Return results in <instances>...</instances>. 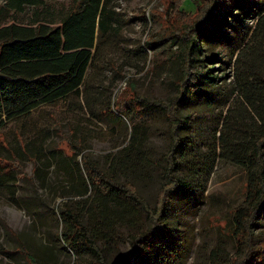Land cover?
Here are the masks:
<instances>
[{"label":"rangeland","instance_id":"1","mask_svg":"<svg viewBox=\"0 0 264 264\" xmlns=\"http://www.w3.org/2000/svg\"><path fill=\"white\" fill-rule=\"evenodd\" d=\"M184 1L180 7L183 0H34L18 7L0 0V26L39 21L59 26L68 15L87 14L97 6L95 28L86 30L85 21L71 47L85 44L93 53L83 85L0 129L5 141L0 156L20 161L13 174L0 169V264H33L26 249L39 264H94L57 236L63 230L58 206L67 201L80 211L92 201L85 202L90 192L84 171L71 159L68 166L61 162L56 151L69 152L64 138L70 127H76L85 151L101 168L133 184L150 208L156 206L171 145L169 123L134 97L169 102L177 95L179 37L197 16L193 1ZM241 1L240 10L209 26L212 36L201 42L198 63L213 72H201L197 90L180 110L197 112L187 133L196 169L204 167L194 179L199 190L178 193L168 217L174 247L183 249L181 264H235L250 242L264 246V230L255 229L249 237L239 213L249 207L241 142L250 144L261 131L241 83L247 81L257 104L264 102V30L258 27L264 0ZM213 79L220 80L218 88ZM16 130L28 147L25 154ZM214 151L219 155L214 164L208 158L199 162L204 153L214 158ZM137 219L142 228L151 225L144 214ZM115 231L110 260L131 249L129 231L120 226Z\"/></svg>","mask_w":264,"mask_h":264},{"label":"trees","instance_id":"2","mask_svg":"<svg viewBox=\"0 0 264 264\" xmlns=\"http://www.w3.org/2000/svg\"><path fill=\"white\" fill-rule=\"evenodd\" d=\"M192 1L197 16L195 21L187 26L185 35L179 37L178 61L181 78L177 95L169 102L149 100L139 94L134 97L140 107L163 113L169 123L171 145L165 156L167 163L164 172L165 183L156 206L150 208L133 184L120 181L114 173L101 168L85 151L83 141L77 137L76 127H70L69 134L64 138L69 146V152L56 149L61 153V162L68 166L67 159H71L76 161L80 171H84L86 193L90 192L85 202L92 200L80 211L67 201L58 206V217L63 224V230L57 236L70 251L79 256L93 258L94 264H181L183 249L174 247L168 217L178 193L183 190H199L194 187V179L197 174L203 172L204 167L199 171L196 169L195 149L187 133L197 112L182 114L180 110L197 90V85L202 79L201 72L207 69L213 72V69H205V65L198 63L201 42L212 36L209 26L214 22L227 20L229 14H232L235 8H239L242 2ZM9 2L20 7L34 0H8ZM184 3L183 0L180 7H183ZM96 8L97 6L90 8L87 14L68 15L59 26L41 21L33 25L12 23L0 26V129L6 125V121L25 117L45 105L64 99L83 85L93 53L85 44H80L77 48L71 47L82 35L85 21L88 24L85 26L86 30L91 26L95 28ZM183 10L181 11L185 12ZM240 14H235V18L238 19ZM91 15L94 20L89 18ZM259 17L258 27L264 30V10ZM246 47L247 45H243L239 53L241 54ZM242 80L241 89L245 91L247 98L246 107L252 113V118L258 120L261 130L254 134L250 144L241 142V166L247 171L248 176L249 207L239 210V213L244 230L251 237L255 229L264 230V102L257 104L253 100L255 98L251 96L252 88L247 85L244 78ZM218 81L220 80L212 81L217 88ZM261 81L264 87V79ZM200 86L203 84L200 83ZM218 94L216 89L213 97H217ZM2 136L0 131V147L5 146ZM17 136L25 154L28 147L23 142L20 132ZM80 156L81 160L78 162ZM207 158L214 164L219 160V155L214 151L212 160L209 154L204 153L199 162L205 164ZM113 164L118 165L114 162ZM19 165L20 161L15 156L12 160L0 156V169L4 174H13ZM141 214L145 215L151 225L144 228L138 225L137 217ZM91 219L94 223L89 225ZM119 226L129 231L131 249L110 260L108 249L112 248L115 230ZM26 251L32 263L39 264L27 249ZM263 262L264 246L254 247L250 242L244 258L236 260L235 264Z\"/></svg>","mask_w":264,"mask_h":264}]
</instances>
